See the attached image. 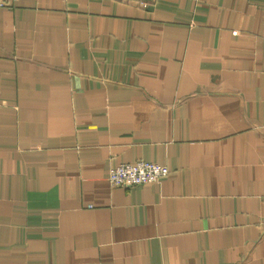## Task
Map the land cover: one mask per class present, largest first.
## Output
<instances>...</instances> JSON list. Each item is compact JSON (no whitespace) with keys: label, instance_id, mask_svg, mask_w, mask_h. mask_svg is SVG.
Here are the masks:
<instances>
[{"label":"crops","instance_id":"crops-1","mask_svg":"<svg viewBox=\"0 0 264 264\" xmlns=\"http://www.w3.org/2000/svg\"><path fill=\"white\" fill-rule=\"evenodd\" d=\"M0 264H264V0L0 9Z\"/></svg>","mask_w":264,"mask_h":264},{"label":"built area","instance_id":"built-area-1","mask_svg":"<svg viewBox=\"0 0 264 264\" xmlns=\"http://www.w3.org/2000/svg\"><path fill=\"white\" fill-rule=\"evenodd\" d=\"M18 0H0V9L13 8ZM169 170L163 165L137 161L124 163L109 171L107 181L113 187H131L158 182Z\"/></svg>","mask_w":264,"mask_h":264}]
</instances>
